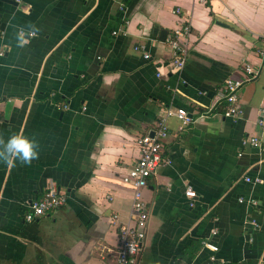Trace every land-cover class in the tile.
<instances>
[{"label":"crops","instance_id":"0c3cea01","mask_svg":"<svg viewBox=\"0 0 264 264\" xmlns=\"http://www.w3.org/2000/svg\"><path fill=\"white\" fill-rule=\"evenodd\" d=\"M185 24L176 70L167 37ZM263 51L264 0H0V137L39 144L31 165L0 163V264H117L120 226L134 223L123 177L137 140L180 108L193 121L167 117L171 163L143 190L137 264H264V184L245 179H264ZM244 63L258 75L241 90L243 114L227 117L224 80ZM248 135L262 148H243ZM50 180L67 204L27 222Z\"/></svg>","mask_w":264,"mask_h":264},{"label":"built area","instance_id":"2783aa9c","mask_svg":"<svg viewBox=\"0 0 264 264\" xmlns=\"http://www.w3.org/2000/svg\"><path fill=\"white\" fill-rule=\"evenodd\" d=\"M194 1L204 4L207 3L208 0ZM190 34L191 27L190 25L185 24L167 37V42L172 49L173 55L171 66L176 70H182L186 65L188 47L185 41ZM0 55L2 56L3 52H1ZM262 56H264V51L262 52ZM144 57L149 59L150 54L145 51ZM257 75V69L249 63H244L243 68L237 77H229L224 80L223 98L228 103L224 112L225 116L238 118L243 114V110L239 105L241 90L248 82L255 79ZM64 108L67 109L68 105L65 104ZM263 112L264 111H262V114ZM173 114L177 115L183 121L184 126L193 121V117H191L188 111L184 108L177 109L175 113L171 109L166 111L165 115L157 121L156 128L153 130V135L147 133L137 140L140 153L138 162L129 173L123 177V182L131 185L134 191L132 204L134 223L120 226V244L117 252V264H137L139 256L146 243L150 213L146 202L143 199V190L147 187L149 179L155 176L161 167L167 166L171 163V160L166 154V142L170 135L167 126V117ZM259 123L260 125H263L264 120L260 119ZM262 146L263 144L261 143L260 138L255 135H248L242 141L243 148H262ZM242 155L243 151L239 153V156ZM245 179L249 183L253 181L264 184V179L253 180L250 177H246ZM185 194L190 199L195 197V192L191 187L186 189ZM67 202L68 196L60 191L53 180H50L42 196L29 204L25 219L27 222L36 221L41 217L61 209L67 204ZM239 202H248L253 206L259 205L258 201L253 198L247 200L241 197L239 198ZM193 204L194 202L190 203L192 206ZM250 223L255 228L258 226L257 220L255 219H251ZM217 233V229L211 231L212 236H215ZM204 246L213 251L218 250L216 245L207 240L204 241Z\"/></svg>","mask_w":264,"mask_h":264},{"label":"clouds","instance_id":"9594fccd","mask_svg":"<svg viewBox=\"0 0 264 264\" xmlns=\"http://www.w3.org/2000/svg\"><path fill=\"white\" fill-rule=\"evenodd\" d=\"M35 35L36 30L29 33ZM25 32L23 29L19 32V40L21 44L27 43L24 40ZM39 144L35 139H30L22 134H14L7 140L0 137V163L6 164L8 167H15L17 162L21 165H31V163L39 158Z\"/></svg>","mask_w":264,"mask_h":264},{"label":"water","instance_id":"95a60500","mask_svg":"<svg viewBox=\"0 0 264 264\" xmlns=\"http://www.w3.org/2000/svg\"><path fill=\"white\" fill-rule=\"evenodd\" d=\"M166 36H167V31H162L161 32V35H160V39L163 40V41H165ZM152 135H153V133H152Z\"/></svg>","mask_w":264,"mask_h":264}]
</instances>
